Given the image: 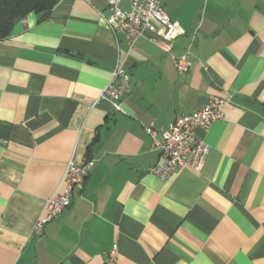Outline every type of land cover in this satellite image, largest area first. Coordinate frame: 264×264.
Returning <instances> with one entry per match:
<instances>
[{"label": "crops", "instance_id": "obj_1", "mask_svg": "<svg viewBox=\"0 0 264 264\" xmlns=\"http://www.w3.org/2000/svg\"><path fill=\"white\" fill-rule=\"evenodd\" d=\"M189 49L175 71L149 34L129 44L105 23V0H57L16 17L0 40V264H264V0H160ZM127 11L129 0H121ZM129 92L98 99L116 65ZM228 97L197 130L199 172L160 180L145 127ZM70 159L94 167L70 205L32 231Z\"/></svg>", "mask_w": 264, "mask_h": 264}, {"label": "built area", "instance_id": "obj_2", "mask_svg": "<svg viewBox=\"0 0 264 264\" xmlns=\"http://www.w3.org/2000/svg\"><path fill=\"white\" fill-rule=\"evenodd\" d=\"M109 15L105 23L114 32L122 33L129 44L143 35L159 44L164 52L171 53V58L178 73L188 68L189 49L172 54L175 39L184 34L181 25L170 20L160 0H129L127 11L122 10L121 0H105ZM129 73L123 64L116 65L111 77L99 94L98 99H107L113 109L119 110L118 101L129 92ZM228 97L212 96L200 109L186 114H178L166 128L145 127L152 148L160 156L159 162L148 169L149 173L160 180L167 181L179 167H188L199 172L209 151V145L200 139L197 130H206L212 123L224 117V106ZM92 159H70L61 176V188L51 195L44 205L41 215L33 225L32 231L40 234L44 225L60 215L70 205L72 188L81 187L94 167ZM118 244L113 243L100 264H117Z\"/></svg>", "mask_w": 264, "mask_h": 264}, {"label": "trees", "instance_id": "obj_3", "mask_svg": "<svg viewBox=\"0 0 264 264\" xmlns=\"http://www.w3.org/2000/svg\"><path fill=\"white\" fill-rule=\"evenodd\" d=\"M57 0H0V40L7 38L16 17L38 13L45 17Z\"/></svg>", "mask_w": 264, "mask_h": 264}]
</instances>
